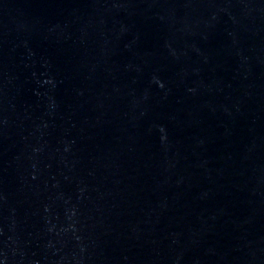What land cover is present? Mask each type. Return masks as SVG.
Segmentation results:
<instances>
[{
    "label": "water",
    "instance_id": "95a60500",
    "mask_svg": "<svg viewBox=\"0 0 264 264\" xmlns=\"http://www.w3.org/2000/svg\"><path fill=\"white\" fill-rule=\"evenodd\" d=\"M0 264H264V0H0Z\"/></svg>",
    "mask_w": 264,
    "mask_h": 264
}]
</instances>
